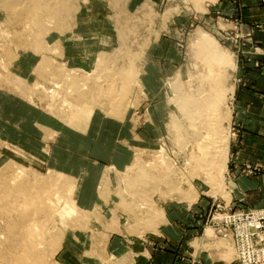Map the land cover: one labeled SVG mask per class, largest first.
Masks as SVG:
<instances>
[{
  "label": "rangeland",
  "instance_id": "1",
  "mask_svg": "<svg viewBox=\"0 0 264 264\" xmlns=\"http://www.w3.org/2000/svg\"><path fill=\"white\" fill-rule=\"evenodd\" d=\"M7 1H0V9L3 11L0 14V182L7 185L1 188L6 193L0 189V234L7 233L6 221L17 216V209L24 208L11 184L14 182L12 177L21 170H24V176L18 183L34 185L44 179L51 188L46 194L49 195L51 191L49 196H53L55 202L64 196L61 200L64 205L73 198L79 209L69 215L66 212L68 208H64L63 214L59 213L61 216L58 214L56 218L45 222L48 233L45 232L47 240L43 239L45 246L43 244L42 251H45L46 256L43 255L45 258L41 257L38 260L41 263L38 264H70L64 257V253L71 252L67 247L71 250L74 247L80 248V251L85 250L87 243H90L86 236L94 232H111L109 228H114L118 233L125 229L132 233L139 229L138 235L145 237L148 231H159L154 225L166 224V214L162 209L167 205L179 203L191 207L189 215L192 221L209 227L214 217H220L218 215L228 211L229 206L220 199L227 198V168H220L221 171L213 173L203 171L196 165V160L191 158L194 150L198 153L200 147L194 141L196 134L193 136L194 128L181 101L205 97L218 85L225 87L226 99L220 106L223 107L213 112L216 114L213 118L220 116L222 122L219 135L229 155V144L234 133L231 124L238 49L241 53L245 51L243 48L248 44L245 41L252 39L249 33L240 31L236 33L238 36L233 34L232 30L224 26L227 23L225 17L223 31L215 29L214 20L208 15V12L213 14L211 9L214 8V0H194L199 4L207 1L206 16L201 5L197 7L199 12H195L189 0H160L153 3L137 0L131 8L141 6L140 10L137 14L121 17L123 21L121 31L117 33L118 38L113 37L115 33L110 29H98L82 30L80 34L83 38L78 44L74 39H65L68 58L72 59L78 53L82 59L89 53L87 57L93 63L92 66L97 65L99 68L96 72H104L103 77L96 73L97 77L86 73L84 76L82 71L93 72L95 68L89 70L87 65L80 62L77 68L69 66L67 69L63 65L62 48L51 47L49 54L54 63L53 68L44 63L45 56L43 59L41 55L45 51L38 54L41 48L39 43L43 41H40V24L44 23L47 30L58 23L66 24L64 20L70 19L71 15H63L65 9L60 4L71 6L72 0H44L46 4L41 0L45 8L39 0H26L25 5L39 3V8L35 10L30 6L28 8L34 10L27 9L26 12L21 9L27 7L18 6L14 9L12 6L8 14L4 12H7ZM255 1L264 4V0ZM98 3L95 11L84 15V18L89 17L93 25L97 23L101 26L104 19L105 22L109 20L107 15L102 14L103 9L107 8L106 4L101 1ZM34 12L39 13L38 17ZM42 12L47 14L42 15ZM50 12L53 14L50 15ZM204 35L207 41H211L216 53L228 57V60L218 61L211 57L208 49L202 46ZM104 37H113L109 47L101 44ZM34 67L36 69L33 72ZM39 68L43 72L46 69L45 77L39 76L38 72H42L38 71ZM71 74L74 78H84L82 81L85 82L80 81L81 87H78L77 92V88L73 90L70 87L71 83H77ZM118 75L125 79L119 81ZM93 79L98 83V89L87 86V80ZM124 81L128 86H133L134 90L128 88L125 91ZM96 113L107 118L104 120L125 119L121 133L117 129H110L112 137L116 132V136L119 133L120 140L118 137L109 143H102L96 134L101 128L91 133L87 130ZM40 119V124L45 126L41 129L47 144L41 143L43 133L36 124ZM219 162L216 161V165ZM112 164L118 167L120 173L114 177V184L107 183L99 199L96 191L103 169H114ZM128 164L129 168L125 171V165ZM257 169L248 170L255 173ZM82 176L87 180L83 190L79 191ZM180 186L183 194L171 192ZM192 195H197L194 201L189 199ZM54 196H59V199ZM99 201L105 206L96 207ZM160 212L162 215L156 216ZM209 234L215 235L214 232ZM8 236L7 233L4 237ZM53 237L59 240L55 245L51 244ZM0 239L3 237L0 236ZM4 240L0 243V257L6 254L10 258L12 252L10 254L6 251L11 250L4 246ZM99 244L100 247L104 245L103 241ZM158 244L161 248L165 246L163 242ZM120 257L109 256L105 264H113ZM191 258V264H200L195 256ZM224 262L230 264L231 260ZM231 264H236V257Z\"/></svg>",
  "mask_w": 264,
  "mask_h": 264
},
{
  "label": "crops",
  "instance_id": "2",
  "mask_svg": "<svg viewBox=\"0 0 264 264\" xmlns=\"http://www.w3.org/2000/svg\"><path fill=\"white\" fill-rule=\"evenodd\" d=\"M1 1V0H0ZM71 6L66 4L63 5L65 11L63 15H71L70 19L64 20L66 24L58 23L57 26L51 27L49 30L46 29V25L40 24L39 31L42 32L40 50L38 54L41 55L43 51L45 54L41 55L44 59H49L44 63L48 67L53 68V63L50 58L51 47L55 49L62 48L63 51V65L77 68L79 63L87 65L90 69L95 68L94 71L84 72L88 75L100 74L103 77L104 72H96L99 68L97 65H93L91 60L87 57V53L82 59L79 58L78 53L74 58H68L67 47L65 39H74L73 41L78 44L83 38L80 34L82 30H97L98 29H110L115 33L113 37H117L121 31V24L123 19L122 16H131L134 13L139 12L137 8H131L132 4L137 0H72ZM98 1L106 4L107 8L103 9V15H107L108 22L102 23V25H93L92 20H88L89 17L84 15L91 14L95 11V6H98ZM153 2H159L160 0H148ZM16 0H8L7 5H10L5 13L12 11V4ZM191 3L190 7L195 12H199L197 8L201 5L204 8L203 14L205 13V5L207 1L198 3L194 0H189ZM211 2V1H210ZM139 3V2H138ZM213 14L211 15L214 21L215 29L223 31L224 17L227 23L226 28L232 30L233 34L238 32L249 33L251 40L245 41L246 46L243 48L242 53L238 49V72L236 76V84L234 91V104H233V115H232V137L231 143L229 144V155L227 161V171L225 177L227 200L220 197L229 206V210H255L264 208V4H260L255 0H214ZM142 5V3H141ZM2 8V5H0ZM218 7V8H217ZM27 12L28 10L25 9ZM106 11V12H105ZM3 11L0 9V14ZM47 12H43L42 15H46ZM53 13L50 12V15ZM60 14V13H56ZM26 15V14H23ZM62 15V14H60ZM222 22V23H221ZM91 23V24H90ZM103 30V31H104ZM49 33H44V32ZM237 35V34H236ZM238 36V35H237ZM242 36H245L243 34ZM44 37V38H43ZM113 37H104L101 39V44L109 47L112 43ZM53 43L50 45V43ZM234 42H232L233 44ZM233 46V45H232ZM231 46V47H232ZM36 47V46H35ZM237 48V46H235ZM257 49V50H256ZM105 51V50H102ZM105 53V52H103ZM51 55H55L52 53ZM19 58V56H18ZM18 60V59H17ZM67 61V62H66ZM92 66V67H91ZM91 67V68H90ZM36 67H34V70ZM40 77H45L46 69L43 72L41 68L38 69ZM32 72V74H33ZM78 70V74H79ZM37 73V72H36ZM30 73V77L32 76ZM95 75L94 77H97ZM127 78V75H125ZM72 77V74H71ZM73 81H78L80 87L81 79L74 78ZM123 77V79H125ZM85 82V81H82ZM98 82V81H97ZM86 84V83H85ZM96 81L87 80V86L98 89ZM93 85V86H92ZM72 86V87H71ZM70 87L75 90L72 83ZM134 90L133 86L129 88ZM124 92V91H123ZM133 92V91H132ZM127 93V92H126ZM90 95V94H88ZM99 114H94L90 124L87 126V130L91 133L94 129L98 130V138L100 142L109 143L114 138L120 140L119 133L121 129L123 131L125 119L111 120L104 116L99 119ZM41 119L36 122L39 130L43 133L41 139L42 144H47L45 140V133L41 128ZM86 129V128H85ZM110 129H117L119 131L112 137ZM94 132V131H93ZM1 134V133H0ZM2 136V135H0ZM118 140V141H119ZM9 141V139H8ZM41 153V152H40ZM125 165V167L129 166ZM115 170L111 168H105L102 172L101 181L97 188L96 194L99 195L107 185V183L114 184V177L118 176L120 170L116 165H113ZM124 167V168H125ZM129 167L124 169L127 171ZM257 169L258 172L253 173L248 169ZM260 170V171H259ZM87 177V176H86ZM82 186L79 191L83 190L84 184L87 180L85 176H82ZM79 179V181L81 180ZM108 190V188H107ZM78 191V192H79ZM80 194L77 196L79 199ZM230 202V205L227 203ZM100 204L96 207H104L105 204L99 201ZM191 207L183 206L179 203L165 206L162 210L165 211L167 222L160 226L154 225L159 231H148L145 237L138 235L139 229L135 232H128L124 227V231L116 232V229L109 228L111 232L98 231L86 236L88 242L86 249L74 247L69 249L70 253H64L65 261L70 264H105L109 256L121 255L120 259L113 264H191V257L195 256V259L200 260V264H229L227 260H231V263L236 257V251L234 242L231 237L222 238L210 235L209 233L214 232L212 227L206 224L194 223L192 217L189 215ZM110 225V223L108 224ZM104 243L103 247H100V242ZM99 241V242H98ZM163 242L164 247H160L158 243ZM81 252V254H80ZM71 255V256H70ZM81 255L84 259L81 260ZM92 255V257H91ZM67 256V257H66ZM69 256V258H68ZM87 257V258H86ZM225 257V258H224ZM110 259V258H109ZM82 261H84L82 263ZM230 263V264H231Z\"/></svg>",
  "mask_w": 264,
  "mask_h": 264
},
{
  "label": "bare ground",
  "instance_id": "3",
  "mask_svg": "<svg viewBox=\"0 0 264 264\" xmlns=\"http://www.w3.org/2000/svg\"><path fill=\"white\" fill-rule=\"evenodd\" d=\"M41 2L42 1L39 0V3L45 8V6H44L45 1H44V3L43 2L41 3ZM15 3L16 4L12 5L13 8L14 7H18V6H21L19 8L27 7V8H22L21 10H25V9L26 10L27 9L31 10L30 8H28L30 6H31V8H34V9L35 8H39V5H40L39 3L31 4L30 6L25 5L26 4V0H17ZM7 8H8V5H7ZM14 9H16V8H14ZM34 9H32L31 11H33ZM33 14L34 15L37 14L36 17H38V15H39V13H35V12ZM42 14H43V12H42ZM205 37L207 38V36L204 35V39L202 41V42H204V45H202V46L204 48L208 49V52L210 53L211 57L216 58L218 61H226V60H228V57L220 55V54H217L218 52L216 53V50L214 49L212 44H210L211 41H207L208 38L206 40ZM112 78L115 79V75H113ZM117 78H118L119 81L120 80L123 81V76L122 75H118ZM83 80H84V78H83ZM97 81H98V79H97ZM127 82H128V80H127ZM127 82L124 81V90L125 91H126V89L128 90V88H130V86H128ZM72 85L74 86V88H77L76 89V92H77L79 90L78 87H80V85L78 84V81H77V83L76 82H74V84L72 83ZM221 88H222V86L218 85V86H216L215 89L210 91L211 93L209 95H205V97L204 96L202 98L201 97L200 98L196 97L197 99L189 98L188 100L187 99L186 100L183 99L181 101V106L184 109V111L186 112L187 118H188L192 128H194L193 136L196 134V136H195L196 139L194 141L198 142L199 143V147H200V148L197 149L198 153H196V151L194 150L195 153L192 154L191 158L193 160H196V165L198 167H201V170L209 171V172L211 171L212 173L216 172V171H218V172L221 171L220 168H226L227 161H228L227 160L228 159V153L226 152V149L223 148V144H222L223 138H222L221 135H219V132L221 131L220 130V127H221L220 124H221L222 121L220 119V116H218L217 119L213 118L216 115L214 113L217 110H220V108L223 107V106L220 107L221 106V102L224 99H226V98H224V88L225 87L223 86V88L222 89ZM80 95H82V94H80ZM109 95H110V93H109ZM77 103H78V101H77ZM223 103L224 102H222V104ZM216 105H218V106H216ZM207 109H209V110H207ZM188 127H189V125H188ZM191 138H192V136H191ZM216 161L217 162L220 161L219 165H216ZM208 168H210V169H208ZM174 169L176 170V168H173V170ZM212 170H215V171H212ZM23 171L24 170H21V172H19L18 174H16L15 176L12 177V181H14V182L11 183V184H13L12 185L13 188L18 193L20 201L22 202L21 205L24 206V208L17 209V213H16L17 216L14 217V218H9L6 221L8 223V224L7 223L6 224L8 225L7 226V233L9 235L8 236L9 238L8 237H4L7 233L5 235L3 233L4 236L2 234H0V236L3 237L2 240L8 238V240L7 239L4 240L6 242V244L4 243V246L6 245L5 247L9 248L11 251H9L8 249L6 250V248H5V250L7 252H10V254L12 252V254L10 255L11 256L10 258L6 257L8 255H6V254L4 255L3 254L5 256V258H4V256L1 253V255L3 257H0V264H36V263L38 264V263H41L38 260L39 259L41 260V257H43V255L46 256L45 251H42L43 244L45 246V243H43V239L44 238L46 239V237H47V236L45 237V235H46L45 232L47 231V228L45 229V226H44L45 222L49 221V220L51 221L55 216L57 217L59 213L61 214V212L63 214V210H65L66 208H68V210L66 209V212L68 211L69 215H73L75 212H77L79 210V209L77 210L76 202L73 200V198H71V200H68V202L66 201L65 204L63 205V204H61L62 203L61 200L64 198L63 195H62L63 198L61 196L62 199L60 198L61 200H58L56 202L53 200V198H52L53 196L52 197L49 196L50 194H52L51 191H50V194L47 195L46 193H49L48 190L49 189L51 190V188L49 187L50 185L48 186L49 182L45 181L44 179H40V181H37V184H34V185L30 183V180H29L30 184H28V185H26L25 182L22 183L21 181H20L21 183H18V181L20 179H22L23 176H24ZM143 173H144V171H143ZM7 177H9V175H7ZM51 180H53V179H51ZM12 181H10V182H12ZM23 181H24V179H23ZM25 181H27V183H28V180H25ZM168 184L170 185L171 183L168 182ZM10 186H8V188ZM6 187H7L6 184H2L0 182V189L1 188H6ZM166 187H168V186H166ZM181 188H182L181 186L179 188H174V190H172L171 192L172 193H182L183 190ZM57 191H58V188H57ZM1 192L2 193L3 192L6 193V191H2V189H1ZM1 192H0V194H1ZM60 194H62V193L60 192ZM66 195H68V194H66ZM21 197H22V199H21ZM58 197L56 198L54 196V198H56V199H59ZM71 197H73V196L71 195ZM196 197H197V195H195V196L192 195V197H189V199L194 201V199H196ZM7 199H8V197H7ZM14 207H16V206H14ZM140 209H142V208H140ZM71 212H74V213L72 214ZM0 213H1V211H0ZM161 213L162 212L156 213V216L162 215ZM66 214L67 213H65V215ZM69 215H67L66 217H68ZM154 215H155V212H154ZM3 216H5V214ZM6 217H7V215H6ZM161 219H163V217H161ZM1 229H3V228H1ZM46 233H48V231ZM2 240L0 239V243H3ZM56 241H57L56 237H53V239H52L53 243H51V244L55 245ZM1 247L3 248V246H1ZM45 256L43 258H45ZM42 263H43V261H42Z\"/></svg>",
  "mask_w": 264,
  "mask_h": 264
},
{
  "label": "built area",
  "instance_id": "4",
  "mask_svg": "<svg viewBox=\"0 0 264 264\" xmlns=\"http://www.w3.org/2000/svg\"><path fill=\"white\" fill-rule=\"evenodd\" d=\"M227 210L211 220L215 236L233 239L236 264H264V208Z\"/></svg>",
  "mask_w": 264,
  "mask_h": 264
}]
</instances>
